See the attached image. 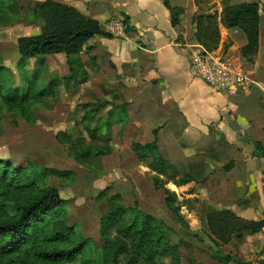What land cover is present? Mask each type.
I'll list each match as a JSON object with an SVG mask.
<instances>
[{
    "label": "crops",
    "instance_id": "0c3cea01",
    "mask_svg": "<svg viewBox=\"0 0 264 264\" xmlns=\"http://www.w3.org/2000/svg\"><path fill=\"white\" fill-rule=\"evenodd\" d=\"M47 1L97 21L104 33L111 21L127 25L124 38L91 39L87 43L90 54H81V65L75 66L78 74L69 86L65 84L85 109L82 120L95 109L105 110L98 124L103 125L101 139L130 149L135 143H153L158 132L159 150L173 165L161 179L176 184L187 175L194 178L193 199L207 208L205 214L196 211L194 217L198 215L208 235L210 211L230 212L246 223L263 222L264 159L239 134L264 146V60L260 57L264 16L258 53L244 57L246 35L222 24L226 0H40L37 8ZM165 2L183 10L177 27ZM213 15L221 36L216 52L242 64L248 78L235 96L213 90L190 73L192 61L205 51L196 39L193 19ZM218 246L225 247L224 255L239 258L237 262L264 264V228L257 233L242 232ZM193 262L215 264L211 258L208 263Z\"/></svg>",
    "mask_w": 264,
    "mask_h": 264
},
{
    "label": "rangeland",
    "instance_id": "374dc122",
    "mask_svg": "<svg viewBox=\"0 0 264 264\" xmlns=\"http://www.w3.org/2000/svg\"><path fill=\"white\" fill-rule=\"evenodd\" d=\"M39 1L0 0V73L1 77L5 76L9 87L5 101L0 100V161L22 168V174L33 172L42 178L25 191L8 188L6 195L0 199L3 205L0 220L16 214L21 207L54 188L68 202V217L65 221L54 223L53 231L60 233L73 228L82 238L89 239L86 257L75 264H150L134 253L132 242L127 239L129 247L125 253L117 259L113 253L106 257V243L100 234L101 219L109 212L110 198L120 196V204L133 210V213L139 210L169 228L163 233L179 246L180 264H194L193 260L208 263L211 249L227 254L225 247L220 248L208 235L198 215L194 217L196 211L205 214L207 208L198 204L200 200L194 201L191 194L193 186L179 188L176 184L166 183L164 189H156L152 173H148L149 162L140 163L133 150L121 146L119 142L106 141L101 137L93 140L86 129L88 123L82 124L85 109L74 100L64 83L58 86L56 96L42 101H37L33 95L30 99H15L19 91L25 95L30 83L45 87L52 79L64 78L69 73L67 58L63 54L62 57L35 58L25 66H19L18 40L44 32V25L30 16L37 10ZM241 1L232 0L234 3ZM29 8L33 10L27 11ZM260 57L264 60V49ZM93 113L89 117L92 120L89 125L96 128L106 111L95 109ZM63 134L69 136L73 144L80 143L83 148L89 146L95 152L100 148L113 150V147L115 151L106 156L98 152L94 159L83 162L73 155L80 153L81 149H74L70 154V145L58 141L57 137ZM103 192H107L108 196L99 199ZM168 195L181 205L180 217L167 208ZM131 220L130 217L123 223ZM70 243L58 244L57 247L65 248ZM29 264L39 263L31 260ZM156 264L178 263L162 257L156 260Z\"/></svg>",
    "mask_w": 264,
    "mask_h": 264
},
{
    "label": "trees",
    "instance_id": "16d2710c",
    "mask_svg": "<svg viewBox=\"0 0 264 264\" xmlns=\"http://www.w3.org/2000/svg\"><path fill=\"white\" fill-rule=\"evenodd\" d=\"M165 4L171 11L173 26L177 27L180 24L183 10L172 9L168 2ZM30 16L44 25V32L39 36L18 40V50L21 56L19 66H25L28 61L35 58L63 54L67 57L70 68L69 76L52 79L45 87H40L35 82L30 83L25 95L20 94L19 91V96L15 98L30 99L33 95L37 101H42L45 98L56 96V90L60 84L70 85L73 77L78 74L75 66L81 65L80 55L90 54L92 50L87 47L91 39L95 37L112 38V36L104 33L97 21L88 19L77 10L53 1L43 3ZM262 16H264V3H247L243 0L239 3H234L232 0L224 2L223 26L227 29H239L247 37L248 44L242 51L244 57H251L258 53ZM193 22L196 26L198 43L208 52L217 51L221 40L217 16H198L193 19ZM82 73L86 75L84 71ZM7 86L5 76L1 77L0 73L1 101L6 99L5 93L9 90ZM90 121L92 120L89 116H86L82 124L88 123L86 129L93 140L100 139L99 134L103 125L91 128ZM157 133L155 132L153 143L147 145L135 143L132 150L139 162H149V168L154 173L152 178L155 188L164 189L166 182L161 179V176L170 171L173 165L163 158L157 144ZM239 138L246 146L254 147L258 156L264 159V146L260 142H255L240 134ZM57 139L60 143L70 145V154L74 149H81L80 153L73 155L83 162L86 159H94L98 152L104 156L112 153L111 148L107 150L100 148L95 152V149L89 146L83 148L84 146L80 143L73 144L71 138L65 134L59 135ZM39 179H42L39 174L33 172L22 174V168H14L11 164L0 161V199L6 195L8 188L25 191L36 185ZM176 185L179 188L192 185V194L196 190L197 183L191 175H187L181 178ZM107 196V192H103L99 199ZM121 201L120 196L110 198L109 212L101 219L100 234L106 243V257L113 253L114 258L117 259L125 253L129 247L125 241L127 239L131 240L134 253L143 257L147 263L156 264L158 258L166 257L180 264L179 246L163 233L169 228L155 217L145 216L138 209L136 213L135 211L133 213V210L120 204ZM67 206L68 202L62 198L60 192L52 188L46 190L41 197L36 198L29 205L21 207L16 214L8 215V218L0 220V264H29L31 260L39 264H75L82 261L86 257L89 239L82 238L80 233L73 228L65 229L60 233L53 231L54 223L67 219ZM166 206L173 214L180 215L181 205L173 196L168 195ZM2 207L0 203V210ZM130 217L132 220L124 224L123 222ZM207 222L210 237L218 245L228 244L235 235L242 232L257 233L264 228V221L258 224L246 223L230 212L210 211L207 215ZM185 226L188 224L185 223ZM68 241L71 243L65 248L57 247L58 244ZM209 256L221 264H245L212 249Z\"/></svg>",
    "mask_w": 264,
    "mask_h": 264
},
{
    "label": "built area",
    "instance_id": "2783aa9c",
    "mask_svg": "<svg viewBox=\"0 0 264 264\" xmlns=\"http://www.w3.org/2000/svg\"><path fill=\"white\" fill-rule=\"evenodd\" d=\"M106 32L114 38H124L127 25L123 21L114 20L106 25ZM190 73L213 90L232 96L238 95L248 81L242 64L216 51L205 50L198 55L190 65Z\"/></svg>",
    "mask_w": 264,
    "mask_h": 264
}]
</instances>
